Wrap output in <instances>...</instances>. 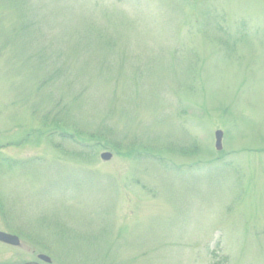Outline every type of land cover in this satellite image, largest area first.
<instances>
[{
    "label": "rangeland",
    "instance_id": "374dc122",
    "mask_svg": "<svg viewBox=\"0 0 264 264\" xmlns=\"http://www.w3.org/2000/svg\"><path fill=\"white\" fill-rule=\"evenodd\" d=\"M0 147L65 264H264V0H0Z\"/></svg>",
    "mask_w": 264,
    "mask_h": 264
},
{
    "label": "flooded vegetation",
    "instance_id": "af4514ba",
    "mask_svg": "<svg viewBox=\"0 0 264 264\" xmlns=\"http://www.w3.org/2000/svg\"><path fill=\"white\" fill-rule=\"evenodd\" d=\"M7 220L0 211V233L13 236L16 240L6 241L0 236V264H65L37 248L35 243L29 245L24 228L17 224L11 225Z\"/></svg>",
    "mask_w": 264,
    "mask_h": 264
},
{
    "label": "water",
    "instance_id": "95a60500",
    "mask_svg": "<svg viewBox=\"0 0 264 264\" xmlns=\"http://www.w3.org/2000/svg\"><path fill=\"white\" fill-rule=\"evenodd\" d=\"M218 147H219V146H218ZM102 157H103V158H105V159H106V158H108V156H107V155H105V156H102Z\"/></svg>",
    "mask_w": 264,
    "mask_h": 264
}]
</instances>
